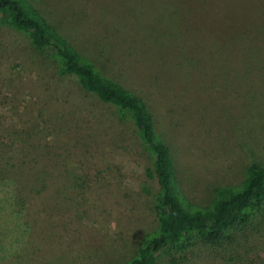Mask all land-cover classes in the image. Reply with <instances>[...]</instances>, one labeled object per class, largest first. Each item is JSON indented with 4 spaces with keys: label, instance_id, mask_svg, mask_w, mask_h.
Instances as JSON below:
<instances>
[{
    "label": "rangeland",
    "instance_id": "1",
    "mask_svg": "<svg viewBox=\"0 0 264 264\" xmlns=\"http://www.w3.org/2000/svg\"><path fill=\"white\" fill-rule=\"evenodd\" d=\"M26 1L145 103L184 203L204 207L214 189L241 185L250 162L264 164L260 78L233 76L230 52L222 69L228 25L245 8L264 16L251 1L229 19L223 10L236 0ZM36 162L45 173L19 174ZM149 162L111 107L0 27V264H126L156 226L143 185ZM177 264H264V254L198 245Z\"/></svg>",
    "mask_w": 264,
    "mask_h": 264
},
{
    "label": "trees",
    "instance_id": "2",
    "mask_svg": "<svg viewBox=\"0 0 264 264\" xmlns=\"http://www.w3.org/2000/svg\"><path fill=\"white\" fill-rule=\"evenodd\" d=\"M246 1L264 12V0ZM236 2L224 8L227 19L238 17L229 13L242 8L243 0ZM239 17H243L239 25L236 19L228 25V32L233 28V33L226 35L228 46L222 56L227 64L222 69L231 67L226 60L230 52L231 60L239 62L240 68L229 69L233 76L260 78L264 89V16L245 8ZM0 27L24 34L34 52L54 64L58 77L72 79L80 90L111 107L117 121L130 126L138 143L150 154L143 185L156 226L141 237L135 255L126 264H153L157 257L177 264L198 245L222 249L236 244L248 252L264 254V164L250 162L241 185L214 189L212 199L204 207L184 203L178 195L168 148L157 136L152 116L139 97L102 76L26 0H0ZM232 40L236 43L230 49ZM162 86L170 88L171 84L166 82ZM254 120L259 122V118ZM8 140L15 147L14 141ZM4 173L7 171L0 170L2 178ZM27 173H45V170L36 162L20 169L19 174ZM39 189L47 186L40 185Z\"/></svg>",
    "mask_w": 264,
    "mask_h": 264
}]
</instances>
